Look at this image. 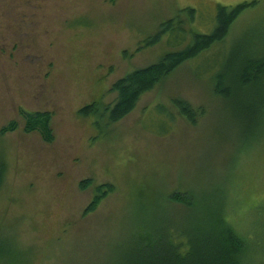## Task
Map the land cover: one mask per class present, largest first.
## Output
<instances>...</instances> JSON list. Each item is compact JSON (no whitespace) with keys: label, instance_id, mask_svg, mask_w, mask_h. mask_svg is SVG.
<instances>
[{"label":"rangeland","instance_id":"374dc122","mask_svg":"<svg viewBox=\"0 0 264 264\" xmlns=\"http://www.w3.org/2000/svg\"><path fill=\"white\" fill-rule=\"evenodd\" d=\"M239 1L0 0V264H126L144 248L138 237L172 230L183 240L211 215L244 240L245 264H264V113L213 92L234 48L255 49L264 1L120 121L96 124L77 112L111 103L114 81L181 48L191 31H211L216 6ZM186 7L196 11L192 22L180 13ZM177 15L182 43L166 34L144 45ZM177 97L199 110L195 124L172 106ZM20 109L49 112L53 140L24 132ZM11 121L16 129L1 133ZM100 184L112 191L86 215Z\"/></svg>","mask_w":264,"mask_h":264},{"label":"trees","instance_id":"16d2710c","mask_svg":"<svg viewBox=\"0 0 264 264\" xmlns=\"http://www.w3.org/2000/svg\"><path fill=\"white\" fill-rule=\"evenodd\" d=\"M258 1L243 0L234 5L218 4L215 9L214 22L209 32L191 31L190 40L181 48L167 51L154 63L135 68L118 78L110 87L115 99L108 105L91 102L78 109L82 117H94L107 123H115L127 116L137 105L142 95L152 90L166 76L183 63L193 60L217 44L222 43L230 34L234 22L248 9L256 6ZM192 22L196 11L186 7L180 11ZM262 35L252 50L241 43L226 59L225 64L214 72L213 92L220 99L236 100L249 103L246 112L264 113V21L261 22ZM179 16L162 21L156 32L143 42L145 46L158 43L163 35L168 34L174 41L182 43L186 32ZM239 36L234 40L238 43ZM233 43V44H234ZM251 46V47H252ZM252 101V102H251ZM172 106L190 124H195L199 110L181 98H172ZM23 119V131L36 132L43 141L51 142L53 132L50 127L51 114L47 111H27L20 109ZM17 127L15 121L1 128V133L13 131ZM4 164H0V184L3 178ZM90 180L81 182L86 188ZM112 191L109 184L96 186L91 201L84 208V214L93 212L100 201ZM171 199L176 203L188 204L187 194L173 193ZM195 233L182 237L172 230L162 232L154 237L144 234L138 237V243L144 248H137L134 255L127 258L126 264H245L242 255L245 242L237 231L225 219V216L201 217L200 224L194 228Z\"/></svg>","mask_w":264,"mask_h":264}]
</instances>
